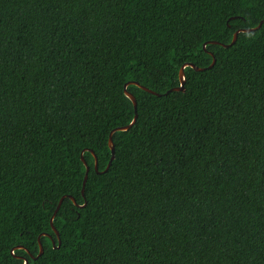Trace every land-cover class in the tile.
I'll return each instance as SVG.
<instances>
[{"label":"trees","instance_id":"1","mask_svg":"<svg viewBox=\"0 0 264 264\" xmlns=\"http://www.w3.org/2000/svg\"><path fill=\"white\" fill-rule=\"evenodd\" d=\"M262 19L264 0H0V264H264V28L222 45ZM125 81L151 92L128 88L141 119L85 200L82 148L102 137L109 163L134 118ZM68 194L87 205L64 199L56 249Z\"/></svg>","mask_w":264,"mask_h":264},{"label":"snow or ice","instance_id":"2","mask_svg":"<svg viewBox=\"0 0 264 264\" xmlns=\"http://www.w3.org/2000/svg\"><path fill=\"white\" fill-rule=\"evenodd\" d=\"M242 2V0H241ZM238 15V14H237ZM256 31H260L261 28H264V19H262L261 23L259 25L255 26ZM253 33H248V35H252ZM234 35L237 37V39H239L240 36V32L237 31L234 33ZM209 39H212L211 37H209ZM228 43L230 45L234 46V41L233 40H229ZM202 51L203 53L206 55L207 57V62L204 64L205 68L209 67V64H211L212 67H215L216 64V59L215 57L212 55V52L210 51L209 47L204 44L202 45ZM201 54V49H198L196 52V55H200ZM186 67L189 69V75H191V69L196 67V61L193 60L191 61L189 64L186 65ZM177 76L180 77L181 80V84L178 87H185L187 86L188 83V79L189 77L185 75L184 71L181 70L177 73ZM132 86V83L130 81H125L123 85H121L122 91L127 93L128 88ZM133 103H135V99L132 100ZM141 111L139 109V106H137V110L134 113V118L129 120V130L131 128L136 127L137 122L141 119ZM113 135H115V133H113ZM106 142L103 140L102 137H98L96 138L94 141L84 145V147L81 150V159L84 158L85 155H88L90 153V155H88L89 159H92V164L91 166L87 165V162L85 161V167H84V171L88 174L87 176H82V182L85 185L86 188H88L90 190V184L91 181L88 179V176H92L93 179L95 177L96 174H103V175H107V171L111 170V164L110 163H103V161L97 157V150H99L102 146H104ZM108 156L110 158V160L115 161L118 158V153L116 151L115 146H113L108 153ZM69 196H71V194H68ZM84 199H87V196L85 195ZM77 207L83 209V207H85L84 204H76Z\"/></svg>","mask_w":264,"mask_h":264},{"label":"water","instance_id":"3","mask_svg":"<svg viewBox=\"0 0 264 264\" xmlns=\"http://www.w3.org/2000/svg\"><path fill=\"white\" fill-rule=\"evenodd\" d=\"M240 33H250V32H254V31H256V28H249V29H240V30H238ZM233 41H234V44L237 42V37L234 35V37H233ZM213 43H216V44H219L218 42H213ZM207 45V44H206ZM224 47H231V46H233V45H224V44H222ZM213 56H214V54H212ZM215 57V56H214ZM216 59V58H215ZM187 64H189V63H186V64H184L182 67H181V69H180V71L181 70H183L184 71V73H185V68H186V65ZM213 67L210 65L209 67H208V69H212ZM193 69H195L196 71H204L205 69H203V68H199V67H194ZM132 83V85H137V86H139L140 88H142V89H144V90H146V91H149V92H151L150 90H148L147 88H145V87H143V86H141L139 83H137V82H131ZM180 84H181V80H180ZM184 92L185 91V87H183V88H181V87H176V88H173V89H171L170 91H168L166 94H168L169 92ZM153 94H156V93H154V92H152ZM125 95H126V97L128 98V99H130L131 101L133 100V99H135V103H133V106H134V109H135V112H136V110H137V100H136V97L132 94V93H130L129 91H127V93H125ZM157 95V94H156ZM129 130V125H127V126H123V127H118V128H115L114 130H112L111 131V133H110V136H109V142H108V144H109V147H110V149L113 147V146H115L114 145V141H113V133H116V132H125V131H128ZM83 160V162H84V164H85V160H84V158L82 159ZM112 160H110L109 161V163L110 164H112ZM88 174L86 173L85 174V176H87ZM84 191H85V185L83 184V189H82V193H83V196L85 195L84 194ZM65 198H69V199H71L72 200V202L76 205L77 204V202H76V200H75V198L73 197V196H63L61 199H60V201H59V203H58V205H57V207H56V210H55V212H54V214L52 215V217H51V226H52V228H53V230L55 231V233H56V235H57V238H58V244L55 242V241H53V247L54 248H60V246H61V239H60V234H59V232H58V230L54 227V219H55V217H56V215H57V213H58V211L60 210V208H61V206H62V204H63V201H64V199ZM85 206L87 205V202H85V204H84ZM39 246H40V251H39V254H38V256L37 257H32L33 259H35V260H37L38 258H40L42 255H43V253H44V247H43V244H42V242L41 241H39ZM18 248H22V247H18ZM17 249V248H16ZM25 264H29V261L28 260H25Z\"/></svg>","mask_w":264,"mask_h":264}]
</instances>
